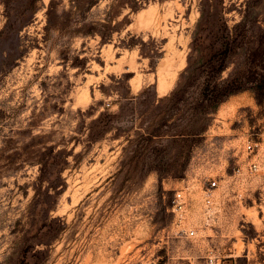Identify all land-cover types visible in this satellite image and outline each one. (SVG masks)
Here are the masks:
<instances>
[{
  "label": "rangeland",
  "instance_id": "1",
  "mask_svg": "<svg viewBox=\"0 0 264 264\" xmlns=\"http://www.w3.org/2000/svg\"><path fill=\"white\" fill-rule=\"evenodd\" d=\"M263 156L264 0H0V264H264Z\"/></svg>",
  "mask_w": 264,
  "mask_h": 264
},
{
  "label": "built area",
  "instance_id": "2",
  "mask_svg": "<svg viewBox=\"0 0 264 264\" xmlns=\"http://www.w3.org/2000/svg\"><path fill=\"white\" fill-rule=\"evenodd\" d=\"M259 147V142L257 140H248L245 144V148L248 151L256 153ZM246 167L249 171H256L264 167V156L263 158L259 159L258 157L250 158L246 162ZM217 185V181L215 178H211L207 180V185L205 187V202L208 204L210 202V189ZM171 209L174 211L177 217V223H180L185 217V210L187 206V200L185 197V193L183 189L177 188L173 192L171 199H170ZM180 230L185 235L193 236L195 234V229L193 227H181Z\"/></svg>",
  "mask_w": 264,
  "mask_h": 264
},
{
  "label": "trees",
  "instance_id": "3",
  "mask_svg": "<svg viewBox=\"0 0 264 264\" xmlns=\"http://www.w3.org/2000/svg\"><path fill=\"white\" fill-rule=\"evenodd\" d=\"M219 99H220V97H217V98H216V102H217Z\"/></svg>",
  "mask_w": 264,
  "mask_h": 264
}]
</instances>
